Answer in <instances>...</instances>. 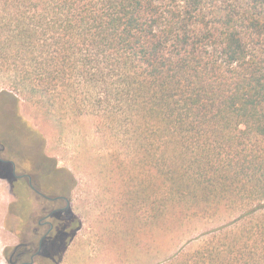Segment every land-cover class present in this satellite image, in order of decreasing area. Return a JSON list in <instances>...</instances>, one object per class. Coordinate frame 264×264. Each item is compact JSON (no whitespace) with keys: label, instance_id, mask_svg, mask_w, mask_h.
Segmentation results:
<instances>
[{"label":"trees","instance_id":"obj_1","mask_svg":"<svg viewBox=\"0 0 264 264\" xmlns=\"http://www.w3.org/2000/svg\"><path fill=\"white\" fill-rule=\"evenodd\" d=\"M0 76L15 98L0 109L8 123L23 105L58 123L91 117L111 151H135L122 193L154 231L186 234L154 264H264V0H0ZM10 152L43 194L71 197L55 160L35 170ZM11 186L10 214L33 233L54 204ZM68 215L44 243L53 264L81 226Z\"/></svg>","mask_w":264,"mask_h":264},{"label":"rangeland","instance_id":"obj_2","mask_svg":"<svg viewBox=\"0 0 264 264\" xmlns=\"http://www.w3.org/2000/svg\"><path fill=\"white\" fill-rule=\"evenodd\" d=\"M12 91L10 84L0 76L3 113L14 109L15 98L11 94L2 97L3 93ZM21 113L23 119L11 123L0 115V131L8 139L10 149L27 157L35 170L40 166L52 169L55 160L57 168L66 169L76 181L69 198L70 212L79 218L81 226L56 264H154L183 245L186 234L170 237L162 231H154L145 204L133 206L130 196L122 193L123 185L133 184L128 177L130 171L140 168L132 163L135 151H111L112 141L104 138L91 117L58 123L41 118L39 112L28 105L21 107ZM21 122L41 131L45 139L32 133L38 139L33 138ZM39 142L40 151L50 158L43 163ZM0 170L6 174L1 166ZM136 175L135 171L133 176ZM56 176L44 182L48 184ZM68 178L67 174L61 177L65 182ZM19 191L22 192L21 187ZM14 201L10 184L0 176V264H10L6 253L14 251L23 232L27 231L20 227L19 218L10 214ZM200 227L196 224L191 230ZM32 236L33 233L27 231L26 237ZM55 250L44 248L36 264H53Z\"/></svg>","mask_w":264,"mask_h":264},{"label":"flooded vegetation","instance_id":"obj_3","mask_svg":"<svg viewBox=\"0 0 264 264\" xmlns=\"http://www.w3.org/2000/svg\"><path fill=\"white\" fill-rule=\"evenodd\" d=\"M25 127L28 130V127ZM28 132L33 138H37L32 132ZM38 146L40 151V142ZM10 151L12 150L10 149L8 139L5 137L2 139L0 138V166L4 173H6L4 179L7 180L10 186L12 178L17 182H26L28 186L38 194L40 199H46L54 204L52 209H49L50 207L45 208V214L38 219V226H35L32 230L33 238H38L40 240L39 243H35L33 238L29 239L26 237L27 231H25L22 234V238L20 237L21 241L19 245L15 247L14 251L11 254L6 253V257L10 264H36L37 258L42 254L45 248L44 243L48 236L55 230L67 232V230L70 229L71 220L68 212L70 211L71 202L65 195L52 197L43 194L39 188L41 184L39 181L40 177L28 171V165H19L17 163V156L11 154ZM62 203H65V205L59 206ZM55 251H57V249Z\"/></svg>","mask_w":264,"mask_h":264}]
</instances>
